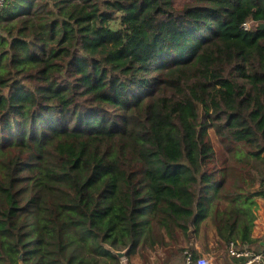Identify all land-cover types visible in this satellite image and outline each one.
Returning a JSON list of instances; mask_svg holds the SVG:
<instances>
[{"label": "trees", "instance_id": "trees-1", "mask_svg": "<svg viewBox=\"0 0 264 264\" xmlns=\"http://www.w3.org/2000/svg\"><path fill=\"white\" fill-rule=\"evenodd\" d=\"M260 24L264 0H3L0 264H128L207 220L250 242Z\"/></svg>", "mask_w": 264, "mask_h": 264}, {"label": "crops", "instance_id": "crops-1", "mask_svg": "<svg viewBox=\"0 0 264 264\" xmlns=\"http://www.w3.org/2000/svg\"><path fill=\"white\" fill-rule=\"evenodd\" d=\"M255 201L251 241L241 244L239 240H236L234 245L238 250L264 252V196L257 197ZM187 245H193L199 255H204L209 259L210 264H240L245 259L244 256L231 255L228 246L223 248L220 245L215 227L210 220H207L202 224L199 234L190 242L182 241L174 245L168 244L166 247L155 245L149 248L145 246L140 252L137 251L129 257L128 264H184L181 247L188 248Z\"/></svg>", "mask_w": 264, "mask_h": 264}, {"label": "built area", "instance_id": "built-area-1", "mask_svg": "<svg viewBox=\"0 0 264 264\" xmlns=\"http://www.w3.org/2000/svg\"><path fill=\"white\" fill-rule=\"evenodd\" d=\"M3 0H0V6ZM244 29L249 28V24H244L242 26ZM264 186V185H263ZM229 253L234 256H244L245 259L240 264H264V252H251L250 250H238L235 248L234 244H230ZM184 254V264H210L209 259L204 255H198L194 257L192 252L185 248L183 250ZM124 264V261H122Z\"/></svg>", "mask_w": 264, "mask_h": 264}, {"label": "water", "instance_id": "water-1", "mask_svg": "<svg viewBox=\"0 0 264 264\" xmlns=\"http://www.w3.org/2000/svg\"><path fill=\"white\" fill-rule=\"evenodd\" d=\"M260 26L263 28L264 25L263 24H260ZM189 234H190V231H189ZM113 253L118 257V258H121L123 259L124 258V255H125V251H113Z\"/></svg>", "mask_w": 264, "mask_h": 264}, {"label": "rangeland", "instance_id": "rangeland-1", "mask_svg": "<svg viewBox=\"0 0 264 264\" xmlns=\"http://www.w3.org/2000/svg\"><path fill=\"white\" fill-rule=\"evenodd\" d=\"M176 2H180L181 0H175ZM124 264H125V262H124Z\"/></svg>", "mask_w": 264, "mask_h": 264}]
</instances>
